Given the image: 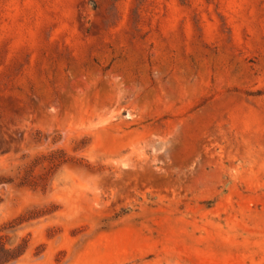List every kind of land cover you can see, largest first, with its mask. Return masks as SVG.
<instances>
[{
	"label": "rangeland",
	"instance_id": "rangeland-1",
	"mask_svg": "<svg viewBox=\"0 0 264 264\" xmlns=\"http://www.w3.org/2000/svg\"><path fill=\"white\" fill-rule=\"evenodd\" d=\"M0 264H264V0H0Z\"/></svg>",
	"mask_w": 264,
	"mask_h": 264
}]
</instances>
